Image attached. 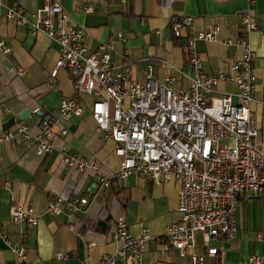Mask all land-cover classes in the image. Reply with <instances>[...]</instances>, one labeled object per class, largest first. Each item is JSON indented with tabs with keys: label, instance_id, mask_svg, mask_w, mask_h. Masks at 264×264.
<instances>
[{
	"label": "crops",
	"instance_id": "0c3cea01",
	"mask_svg": "<svg viewBox=\"0 0 264 264\" xmlns=\"http://www.w3.org/2000/svg\"><path fill=\"white\" fill-rule=\"evenodd\" d=\"M4 4L20 6L34 12L44 0H2ZM76 24L86 28L84 44L94 50L100 41L114 43L113 57L124 50L133 62L131 77L142 82L148 64L156 78L173 76V88H185L192 68L185 58L182 40L173 37L170 19L190 15L194 31L206 23L220 26L217 40L195 41L202 69L208 74L228 70L229 62L239 57V49L226 46L222 40L240 34V14L249 11L258 25L248 34L253 51L256 76L255 101L250 104L257 125L264 137V0H60ZM87 5L85 13L77 7ZM123 32L124 42L116 37ZM0 41L10 50L0 47V132L13 129L24 122L32 134L40 130V116L58 114L63 98L76 97L71 73L58 70L56 87L45 84L46 72L54 66L58 45L43 34L33 36L27 28L16 25L0 15ZM17 68L23 73L17 75ZM235 84L219 82L209 97L233 92ZM83 104L81 116H71L54 127L52 149L43 155L35 152L32 140L12 138L0 142V264H20L12 250L17 235L26 236V257L22 264H86L98 261L114 252L116 243L111 237L109 224L118 216L125 219L134 236L144 230L162 236L166 227L177 220V185L153 181L145 176L111 177L118 169L120 157L115 155V142L97 130L90 114L91 96H78ZM234 100V99H233ZM29 109L23 120L21 113ZM63 151H72L98 161L102 176L110 177V185L103 188L92 171L78 172L60 162ZM80 195L87 198L85 212H77L67 225L65 216H52L46 204L52 196L69 198ZM31 206L38 215L34 227L17 225L10 217L11 206ZM237 230L231 240L217 239L210 246L217 248L214 255H206L202 264H252L250 256L264 255V243L256 233L262 226V202L258 195L246 192L240 196L236 210ZM2 233L6 234L7 241ZM195 252H206L202 236L196 234ZM66 253L57 258L56 253ZM140 264H189V255H181L161 237L147 242L140 251Z\"/></svg>",
	"mask_w": 264,
	"mask_h": 264
},
{
	"label": "built area",
	"instance_id": "2783aa9c",
	"mask_svg": "<svg viewBox=\"0 0 264 264\" xmlns=\"http://www.w3.org/2000/svg\"><path fill=\"white\" fill-rule=\"evenodd\" d=\"M77 8L85 13L92 11L87 5ZM0 15L27 28L33 36L43 34L58 45V56L46 72L45 84L55 88L58 70L65 68L73 77L77 94L60 101L57 115H41L37 134H32L26 123L19 122L13 129L0 132L1 143L12 138L32 140L38 155L50 152L54 127L59 126L65 133L60 122L82 115L84 107L78 96L86 94L92 98L89 109L96 129L115 142L114 153L120 157L119 167L111 177L134 174L157 182H176L178 217L162 236L148 230L134 236L125 219L118 216L109 224L116 243L114 252L86 264H140L141 248L160 237L181 255H189V264H202L206 255L217 253V248L210 246L211 241L235 237L236 210L240 196L246 192L261 199L262 226L256 237L264 243V137L250 107L255 101L256 76L248 38L258 25L249 11L240 14V34L222 40L226 46L238 48L239 57L229 62L227 71L217 74L202 69L195 41L217 40L220 26L206 23L195 32L192 16L171 17L172 35L182 40L185 58L192 68L187 86L176 89L172 86L173 76L156 78L150 64L144 71V81L133 80V62L126 56L127 51L118 54L122 60L119 62L113 57L115 48L110 40L100 41L94 50H89L84 44L86 28L73 22L60 0H44L41 7L30 13L0 0ZM116 37L119 42L125 41L121 31ZM0 47L10 50L2 41ZM23 71L17 68V75ZM224 81L234 83L235 90L218 97L206 94L214 92L217 84ZM60 162L78 172L92 171L103 188L110 185V177L100 174L95 158L63 151ZM87 203V198L80 195L52 196L46 211L52 216H65L67 225L73 228L70 219L77 212H85ZM10 217L15 224L26 227H34L38 222L31 206H11ZM197 233L202 236L206 252L194 251ZM16 235L12 250L22 264L26 236L23 231ZM2 236L9 241L5 233ZM55 256L65 258L67 254L58 252ZM249 261L264 264V255L250 256Z\"/></svg>",
	"mask_w": 264,
	"mask_h": 264
},
{
	"label": "water",
	"instance_id": "95a60500",
	"mask_svg": "<svg viewBox=\"0 0 264 264\" xmlns=\"http://www.w3.org/2000/svg\"><path fill=\"white\" fill-rule=\"evenodd\" d=\"M30 113L29 109L24 110L21 115L19 116V119L23 120L27 117V115Z\"/></svg>",
	"mask_w": 264,
	"mask_h": 264
}]
</instances>
